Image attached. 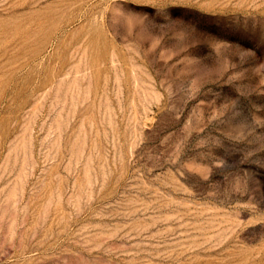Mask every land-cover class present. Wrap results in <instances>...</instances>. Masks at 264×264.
I'll use <instances>...</instances> for the list:
<instances>
[{"label": "rangeland", "instance_id": "rangeland-1", "mask_svg": "<svg viewBox=\"0 0 264 264\" xmlns=\"http://www.w3.org/2000/svg\"><path fill=\"white\" fill-rule=\"evenodd\" d=\"M0 264H264V0H0Z\"/></svg>", "mask_w": 264, "mask_h": 264}]
</instances>
